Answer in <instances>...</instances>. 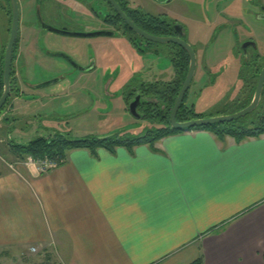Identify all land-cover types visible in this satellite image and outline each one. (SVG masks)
Wrapping results in <instances>:
<instances>
[{
  "label": "crops",
  "instance_id": "1",
  "mask_svg": "<svg viewBox=\"0 0 264 264\" xmlns=\"http://www.w3.org/2000/svg\"><path fill=\"white\" fill-rule=\"evenodd\" d=\"M20 35L32 50L40 38L65 41L27 25ZM203 74L196 73L192 94L206 87ZM97 75L69 73L65 89H25L9 117L27 116L29 102L49 111L60 88L68 99L91 94ZM24 76L35 85L59 77ZM229 83L228 92L241 86L237 76ZM12 140L20 143L0 131V259L6 264H192L200 258L264 264V137L238 143L194 130L154 148L75 150L43 175L18 164Z\"/></svg>",
  "mask_w": 264,
  "mask_h": 264
},
{
  "label": "flooded vegetation",
  "instance_id": "2",
  "mask_svg": "<svg viewBox=\"0 0 264 264\" xmlns=\"http://www.w3.org/2000/svg\"><path fill=\"white\" fill-rule=\"evenodd\" d=\"M146 1L152 2L154 10L146 9ZM263 1L18 0L20 30L14 51L12 73H38L42 69H49V65L53 64L51 61L59 58L54 55L59 53L68 55L83 69L91 68L89 71L78 70L64 58H59L71 68L60 70L66 73L61 76L62 80L67 79L69 73H75L72 70L77 73H107L109 68L107 65L104 68L98 57H102L101 61L106 63L105 56L110 51L114 50V53L118 55L121 45L129 44L134 48L138 69L125 71L118 65H114L112 73H152L150 77L157 78L154 83L144 82L141 78H137L139 86H135L133 76L120 90L123 100L129 106L137 96H141L142 105L138 109L140 119L151 120L150 112L157 111V105L163 107L160 105L161 96L153 93L152 86L160 87L171 84L177 81L179 77L177 73H189L193 53L196 62L195 73H219L216 69L220 66L227 67L221 73H238L237 80L241 86H232L231 93L233 102L243 110L253 102L259 75L264 71V25L257 27L258 24H264ZM178 6L180 7L177 8ZM120 11L138 29L152 37L166 39L169 42L158 44L140 37L131 31L127 21L120 15ZM27 14L32 16H25ZM11 15V0H0V73H4L5 55L12 29L13 17ZM44 24L70 32H109L114 35L91 38L107 39L87 43L86 39L64 38L56 35L47 30ZM23 25L32 26L33 30L37 28L46 31L65 41L46 43L40 38L35 40L32 50L31 42L28 45L26 41L21 40ZM7 33L9 40L5 44L4 37ZM182 44H186L189 49ZM87 51L92 52L93 56L87 55ZM142 60L157 63L161 60L164 65L162 68V65L156 64L152 67H156L155 70L145 69L146 65L139 63ZM157 73L165 74L156 77ZM139 76L143 75L139 74ZM158 78L166 81L161 83ZM12 81L11 75V84ZM33 85L30 86L36 87ZM205 86L207 88V85ZM205 88L202 87L196 93V98ZM191 89L187 99L191 94ZM7 106L8 103L5 107ZM253 113L256 114L258 122L264 123V89L259 107ZM131 116L135 118L132 114ZM135 119L138 120V118Z\"/></svg>",
  "mask_w": 264,
  "mask_h": 264
},
{
  "label": "rangeland",
  "instance_id": "3",
  "mask_svg": "<svg viewBox=\"0 0 264 264\" xmlns=\"http://www.w3.org/2000/svg\"><path fill=\"white\" fill-rule=\"evenodd\" d=\"M145 6L148 11L154 10V6L150 1H146ZM262 25L264 24H258L257 27ZM4 38V43L6 44L9 40L8 33ZM106 39L107 38L86 39L85 41L90 43V41H105ZM160 46L163 47V45ZM112 51L113 52L110 51L108 55L105 56L106 63L102 62V59L99 61L103 67H106L107 65L109 70L107 73H99V75H97L95 78L92 77L91 94H77V96L68 99L64 94H62L60 88V90L57 92V94L60 95L55 94L57 100L54 101V107L52 109L48 111V109L45 107L46 109L43 110L42 106L39 107V103L29 102L31 109L29 112H27V116H22L21 118L19 116H15L13 111V116L9 117V114L11 113L10 108L13 109V105L19 98L22 97L20 93H22L23 90L26 89L30 91V89L33 88L38 89L36 91L40 93L41 91H47L48 89L51 90L55 89L56 87L59 88L58 85H63L62 89L67 88V86L65 85L66 81L61 80L62 84L55 83L46 88L39 89L36 87H31L30 85L33 84L29 83V81H25L24 73H14V86L12 88V95L8 101V106L0 113V131L3 133L4 138L9 132L10 136L12 135V137H16L20 141V143H16L15 140H12L9 143L18 145H26L38 138L53 139L56 135L61 134L66 135L68 138L85 140L94 137H107L111 134H119L118 132H120L122 133V136H128L130 138L136 139L146 135L148 131L161 128L162 125L164 126V123H161L158 117L151 120H137L131 116L129 105H126L125 101L123 100L122 93L120 92L122 89L121 87L128 82V78L132 74L134 75L135 86H139V80L137 78L142 79L144 76L145 79H152V77H150V74L152 73H112L114 65H118L119 68L125 71H135L138 69L136 65L137 59L134 57L136 54L134 48L131 45L122 44L120 47V54L118 55L114 53V50ZM87 55L93 56L92 52L89 53V51H87ZM52 62L54 66H52L53 64H50L49 69H39L40 71L37 73V75L41 77H52L59 75L60 78L66 74L62 71L65 69H71L70 66H68V64H66V62H64L62 59L56 58L52 60L51 63ZM153 62L154 61L142 60V62L139 63H144L146 65L145 69H151L156 64H160V66L162 65L163 68V61L160 60L158 63ZM150 64L151 67H149ZM226 68L227 67L225 66H220L216 69V71L219 73L203 74L204 79L202 83L206 84L207 88L203 89V92L200 93L197 98L195 96L196 94H192L191 91L187 102L184 103L186 104L184 109L186 114L185 116H191V114L194 113L199 117H204L202 119H210L222 116H230L242 110V107L236 106V104L233 102V95L231 91L228 92L230 78L232 80L235 78V76H238V73H221L225 71ZM155 69L156 67L152 68V70ZM72 71L77 73L74 70ZM139 74H142L143 76H139ZM171 74L173 75V73ZM155 76L157 77L158 75ZM59 78L54 77L53 79L51 78L45 82L39 84L36 83V85L34 84L33 86L41 85L53 80L55 81ZM60 79H62V77ZM156 81L157 78H154L150 80L149 83H154ZM158 81L162 83L166 80L158 78ZM98 91L102 95L101 99H98ZM80 101L84 102L81 104V106ZM69 114H71L72 117H69ZM254 123H258L255 113L241 119L238 125L240 124L241 126H248ZM4 143L6 144L7 142L3 141L2 145H4ZM4 262L5 260L3 257L0 259V264L7 263V261L5 263Z\"/></svg>",
  "mask_w": 264,
  "mask_h": 264
},
{
  "label": "trees",
  "instance_id": "4",
  "mask_svg": "<svg viewBox=\"0 0 264 264\" xmlns=\"http://www.w3.org/2000/svg\"><path fill=\"white\" fill-rule=\"evenodd\" d=\"M177 81L171 84L162 85L157 87V85L152 86L154 89L153 93L156 96H161L162 102L160 106H156L157 111L152 110L150 112V119L158 117L161 123H164L161 128L153 131H148L146 135L139 138L133 139L128 136H122L119 134L110 135L107 137H94L85 140H76L68 138L66 135H56L53 139L38 138L31 141L26 145H18L10 143L12 153L19 160H26L28 157H33L35 159H46V158H60L66 162L67 156L70 152L75 150H87L92 154L96 155L99 150H107L110 153H114L118 148H127L128 150H133L139 146H149L154 148L155 145L163 140L164 138L181 134L182 132L175 130L171 127L170 115L172 109L176 103L179 92L185 82L187 73H177ZM4 73H0V99L4 91L3 83ZM14 73H12V77ZM13 82V81H12ZM12 83V87H13ZM187 102V97L185 103ZM185 106L181 109L178 115L179 122H187L192 120L202 119L204 117H199L196 114H191V116H185ZM6 108V107H5ZM240 120L224 125H214L205 127L202 129L194 130H206L213 133L218 138H224L227 136L233 137L238 143H242L248 139L261 138L264 137V123H254L248 126L238 125ZM192 130V131H194ZM192 264H203L202 258L198 259Z\"/></svg>",
  "mask_w": 264,
  "mask_h": 264
},
{
  "label": "water",
  "instance_id": "5",
  "mask_svg": "<svg viewBox=\"0 0 264 264\" xmlns=\"http://www.w3.org/2000/svg\"><path fill=\"white\" fill-rule=\"evenodd\" d=\"M11 5H12V17H13L12 29H11V36H10V40H9L8 47L6 50V55H5L4 75H3L4 91L0 99V112L4 109V107L6 106L12 94V84H11L12 64H13L15 46L17 43V39L19 36V30H20V7H19L18 0H11ZM119 13L129 24L131 31L138 34L140 37H143L148 41H153L158 44H165L169 42L166 39L155 38V37H152L146 34L142 30L135 27L128 20L125 14H123L121 11ZM44 26L50 32L55 33L56 35L62 36L64 38L91 39V38H96V37H112L114 35L109 32H100V33L70 32V31L55 29L53 27L46 26L45 24ZM182 45L186 46V44H182ZM54 56L59 57V58H64L68 63H70L73 67H75L78 70L89 71L91 69V68H88V69L81 68L79 65L75 63V61L71 57H69L66 54L59 53V54H55ZM195 67H196L195 57L192 53L190 71L189 73H187L185 82L179 92L178 98L176 100V103L170 115V123L173 129L178 130L180 132H189L194 129H199V128L202 129V128L214 126V125L230 124L238 120H241L243 118H246L247 116L255 112L257 108L259 107V103H260L261 96H262L263 89H264V71L260 73L259 75L258 84H257L256 93H255L253 102L247 108L239 111L238 113L230 115V116H222V117H216V118H210V119H198V120H192V121H187V122H179L178 115L181 109L183 108L186 97L191 89L192 83L196 75ZM61 80L62 79H58L52 82L41 84V85L36 86V88H39V89L45 88L55 83H59L61 82ZM141 105H142L141 96H137L136 99L129 106V111L135 118H138V119L141 118L138 114V109L140 108Z\"/></svg>",
  "mask_w": 264,
  "mask_h": 264
},
{
  "label": "built area",
  "instance_id": "6",
  "mask_svg": "<svg viewBox=\"0 0 264 264\" xmlns=\"http://www.w3.org/2000/svg\"><path fill=\"white\" fill-rule=\"evenodd\" d=\"M65 162L60 158H46V159H35L33 157H28L24 161H19L18 164L24 165L26 167H35L39 174H47L53 170L58 169ZM37 248H32V254H38Z\"/></svg>",
  "mask_w": 264,
  "mask_h": 264
}]
</instances>
